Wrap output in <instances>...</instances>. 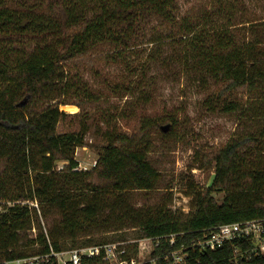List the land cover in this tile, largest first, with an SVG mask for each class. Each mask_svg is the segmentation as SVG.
I'll use <instances>...</instances> for the list:
<instances>
[{
	"label": "trees",
	"instance_id": "trees-1",
	"mask_svg": "<svg viewBox=\"0 0 264 264\" xmlns=\"http://www.w3.org/2000/svg\"><path fill=\"white\" fill-rule=\"evenodd\" d=\"M224 7L221 0H211L179 20L174 0H0V263L29 256L21 253V247L36 244L40 249L31 255L45 254L49 242L59 252L60 239L75 240L89 229L117 227L116 231L137 230L138 239H159L150 261L143 264H169L165 259L182 248L187 249L186 264H232L236 243L215 252L193 251L191 244L208 229L264 218V126L232 138L216 154L208 189L188 187L192 201L185 220L164 205L149 209L130 203L131 192L151 191L159 183L148 156L151 132L162 120L144 119L139 135L133 136L108 124L101 131L104 145L90 171H76L75 161L76 148L84 145L86 122H79L76 131H57L66 118L60 107L98 100L83 84L71 83L64 65L104 44L113 49L107 54L109 61L126 65L137 31L153 18L159 39L152 42L157 47L163 41L180 45L185 69L209 78L224 93L264 92V39L245 37L259 25L238 27L244 22L234 23V10L229 7L225 12ZM216 17L223 18V25L213 24ZM205 23L210 24L208 29ZM19 38L30 41L29 50L16 46ZM162 62L171 63L166 58ZM132 68L126 70L133 74ZM137 73L141 79L128 87L143 91L145 72ZM23 96L27 101L19 106ZM216 98L222 100V93ZM149 101L143 92L134 98L138 105ZM224 109L235 114L240 107L228 102ZM163 117L175 122L172 116ZM59 163L63 166L57 170ZM215 193H223L220 205L213 199ZM27 202L38 203L39 212L23 205ZM45 207L57 212L58 226L48 241L40 233L20 245L19 233L30 229L33 216H47ZM170 235H176L173 245ZM240 247L252 249L248 241L240 242ZM239 264H264V260L245 258Z\"/></svg>",
	"mask_w": 264,
	"mask_h": 264
},
{
	"label": "rangeland",
	"instance_id": "rangeland-1",
	"mask_svg": "<svg viewBox=\"0 0 264 264\" xmlns=\"http://www.w3.org/2000/svg\"><path fill=\"white\" fill-rule=\"evenodd\" d=\"M25 1L32 3L39 0ZM210 1L174 0V14L180 20L186 14H196L204 5H210ZM221 1L225 4V12L229 7L234 10V23L244 22L238 27L251 23L259 25L258 31L248 30L245 33L247 40L250 37H258L261 41L264 39V0ZM222 19L212 18L213 24L223 25ZM204 26L208 29L210 24L205 23ZM158 31V23L154 18L140 26L137 39L131 42L132 46L126 53V65L119 60L109 61L107 54L112 53L113 49L107 44L99 45L85 57L67 62L64 69L71 83L83 84L96 93L98 100L60 107L59 110L65 113L66 118L59 123L57 131H76L79 122H86L84 145L76 148L75 161L78 164L76 171H90L104 145L101 131L108 124L115 126L120 133L133 136L139 135L140 124L144 119L162 120L160 125H167L170 121L163 116H172L175 122L166 134L157 128L156 131L152 130L150 136L152 151L148 159L159 173V183L151 191L131 192L130 203L137 208L149 209L164 205L176 218L185 220L191 211L192 201V197L188 195V187L208 189L214 175L213 158L216 154L232 138L263 128L264 92L247 93L242 90L224 93L222 87L209 78L204 80L202 75L190 72L188 67L184 68L180 45L163 41L157 47L152 41L159 39ZM15 43L18 47L30 49L28 39H15ZM163 58L171 63L164 65ZM126 67H133V74ZM137 72H145L143 91L140 88H129L135 87V83L141 79ZM140 92L150 96L149 103H134V98ZM219 92L222 93V100L216 98V95H220ZM23 101H27L25 96L20 103ZM228 102H233L240 110L235 114L225 113L224 108ZM62 166L63 163H59L57 170ZM213 199L220 205L223 193L213 194ZM2 205L3 203L0 205V212H3ZM44 209L49 211L47 216L42 213L39 217L33 216L30 229L19 233L20 245L35 239L40 233L48 241L47 237L58 226L60 218L55 210H48L47 207ZM116 229L117 227L89 229L78 234L75 240L65 237L58 242L60 251L69 253L87 250L86 248L99 244L109 248L95 264H117L116 260H125V257L134 260V264L150 261L155 243L152 242L154 249L140 253V242L148 239H138L139 233L135 229ZM39 249L35 244L33 247H21L20 250L23 255H31ZM113 251L120 260L113 257ZM121 252H124L122 256Z\"/></svg>",
	"mask_w": 264,
	"mask_h": 264
},
{
	"label": "built area",
	"instance_id": "built-area-1",
	"mask_svg": "<svg viewBox=\"0 0 264 264\" xmlns=\"http://www.w3.org/2000/svg\"><path fill=\"white\" fill-rule=\"evenodd\" d=\"M30 209H35L39 212V206L36 202L23 203ZM176 235L169 236V244H174ZM248 241L252 245L251 251L242 250L240 242ZM159 244V239H148L140 242V253H145L147 250L154 249ZM227 243H236L232 250V264H239V260H251V258H260L264 260V218L242 221L234 224H224L213 229H208L203 233L202 239L191 244V250L199 252H215L221 249ZM48 252L45 254L29 255L18 258L12 261H3L0 264H86L85 259H95L103 257L107 253L109 246H94L90 248L77 250L69 253L55 252L52 246L47 242ZM113 249V246H111ZM153 251V250H152ZM187 249H181L171 253L165 260L170 261L169 264H186ZM103 253V254H101ZM113 253V257L119 259ZM121 256L124 252L120 253ZM249 256L251 258H249ZM67 257V258H66ZM120 260V259H119ZM117 264H134V260H120Z\"/></svg>",
	"mask_w": 264,
	"mask_h": 264
},
{
	"label": "water",
	"instance_id": "water-1",
	"mask_svg": "<svg viewBox=\"0 0 264 264\" xmlns=\"http://www.w3.org/2000/svg\"><path fill=\"white\" fill-rule=\"evenodd\" d=\"M25 103H26V101H23V102H21V103L19 104V106H22V105H24ZM171 126H172L171 123H167V125H160V126H159V129H160V131H161L163 134H166V133L169 131V129L171 128Z\"/></svg>",
	"mask_w": 264,
	"mask_h": 264
},
{
	"label": "bare ground",
	"instance_id": "bare-ground-1",
	"mask_svg": "<svg viewBox=\"0 0 264 264\" xmlns=\"http://www.w3.org/2000/svg\"><path fill=\"white\" fill-rule=\"evenodd\" d=\"M70 111H72V110H70Z\"/></svg>",
	"mask_w": 264,
	"mask_h": 264
}]
</instances>
